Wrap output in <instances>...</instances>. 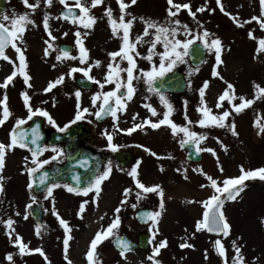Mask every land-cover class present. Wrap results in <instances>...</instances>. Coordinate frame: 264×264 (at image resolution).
I'll return each instance as SVG.
<instances>
[{
  "label": "rangeland",
  "instance_id": "obj_1",
  "mask_svg": "<svg viewBox=\"0 0 264 264\" xmlns=\"http://www.w3.org/2000/svg\"><path fill=\"white\" fill-rule=\"evenodd\" d=\"M88 2L90 3V0ZM124 2L130 4L131 0H124ZM28 3L35 4L36 0H28ZM174 3H189L192 11L205 6V0H174ZM69 4L74 5V0H69ZM222 4L225 11L238 17L242 24L253 16L259 17L262 11L260 0H222ZM57 6L63 5L58 0H53L49 7L44 0H40V6L33 10L27 8L22 0H5L4 7L0 10V23L6 26L10 25V21H3L4 15H8L11 20L14 15L18 17L27 14L28 18L34 22L26 26L23 42L17 41V45L24 51L26 57V72L32 78L30 80L32 87L28 88L23 78L18 75L7 89H0V98H3L5 94L8 97L7 106L11 113L3 126H0V143L5 145L10 143V133L17 121L26 120L28 116L22 93L27 92L30 96V104L34 110L39 108L46 111L55 122L53 126L47 117L42 116L43 127L48 134L51 129L66 128L65 126L75 119L77 112L75 92L77 91L81 93L79 101L81 108H87L92 113L99 109L103 103V96L101 95V98L97 100L96 107H93L91 98L115 89V83H106L104 79L109 71V63H113V67L116 64H119L120 68L128 67L126 60L117 57L113 61L109 56V53L119 51L122 46L119 36L112 35L108 18L104 15L105 11L110 8L113 18L119 22L121 12L117 0H104L102 5L91 9V15L96 18V23L91 29H84L79 24L63 19H55L61 16L55 10ZM168 7L167 0H137L136 4L126 9L125 21L135 17L130 30L131 40L135 42L136 37L143 36L146 20L159 25H167L169 20L178 19L181 25H187L195 35L207 30L214 34L213 38H219L223 46L221 54L223 63L216 67L215 53L207 49H205L206 53L202 62L195 66L185 56L184 62L177 63L174 67L184 73L186 85L182 91L158 92L159 94L149 91V85L145 83L141 70L147 72L152 69L153 65L158 67L159 56L155 53L164 52L163 45L157 44L151 63L143 59L149 54L150 42L155 39V29H149L150 35L143 36L145 43L136 44V52L139 56L132 53L137 65L135 75L140 76L139 80L133 81L136 89L135 95L131 101H126V110L117 112L118 120L114 128L128 129L133 124L143 123L145 120L153 123L155 119H157L156 122L162 120L163 113L168 111L160 100V95H163L172 107L169 119L178 127H188L191 132L206 136L207 139L198 144V147L212 149L215 156L211 152L201 151L200 160L186 159L180 142L187 137L183 132H177L174 136L171 128L167 126H161L156 131L146 126L143 131L138 130L128 135V140L124 138L126 134L121 132L118 143L132 145L135 149L132 162L128 166L112 167L110 178L100 185L101 191L98 197H95V192H89L87 196L75 195L69 193L65 187H61V191L57 194L52 193L51 196L43 192L40 198L48 203L45 205L47 210L42 223L37 224L27 210L34 196L32 189L28 187L31 183L28 169L37 167L31 163L33 153L27 143L25 148L16 147L7 151L5 166L0 172V175L4 177V192L0 194V221H7L9 218L15 221L12 226L15 229L13 240L18 234L30 249L41 248L47 256V262L39 253L21 257L19 249L10 242L6 234L9 230L4 223H0V264H48V262L68 264L64 254V228L59 225L51 226L53 221L57 220L52 210L56 211L71 229L69 235L72 239L69 240L67 252L71 264H88L86 254L91 240L97 231L106 229L117 215L120 224L114 230L115 234L125 231L136 237L137 232L146 230L151 236V242L147 247L135 248L128 251L125 257H121L120 252L112 245L113 236H111L103 240L96 249L99 264H151L147 257L163 240L167 241L168 246L161 249L160 255L156 257L160 264H224L225 258L227 264H233L232 258L235 255L233 241H236L241 249L244 264H264V224L261 223L264 220V181L258 179L246 181L245 190L237 200L225 201L222 211L230 225V234L227 237L214 236L208 231H196V223L203 217L202 202L207 201L214 194V189L211 187L209 189L210 181L206 178L207 176H211L219 186L223 187L224 179L238 177L241 174V166L245 170L264 167V131H261L264 128V98L256 100L257 90L253 87L256 84L264 89V52L257 53L258 40L264 39V31L255 21L244 24L243 27H237L229 16L220 11L216 0H207L208 10L197 13L196 20H193L186 10H182L177 17L170 18L167 15ZM45 14L51 17L48 23L49 31L56 38L54 41L50 40L44 29ZM200 25H203V28ZM77 31L81 32L83 46L88 50L87 63L81 64L79 59L57 60L58 55L62 56L59 43L63 41L72 43V48L68 52L70 57L80 56L74 35ZM85 32L88 33L86 36L83 35ZM249 32L256 39H250ZM65 33L67 35H64ZM184 33L185 30L179 28L175 39L183 41L186 38H192L191 36L186 37ZM122 34L121 31L119 35ZM45 40L52 43L55 49H49L48 56L44 55V49L47 47ZM6 55L16 63L17 67L19 66L17 53L12 48L6 49ZM97 61L100 62V67L93 66ZM90 66L92 67L89 76L104 83L103 89L96 83H93L91 88L78 86L74 79L78 74L83 75L82 72L68 76L71 68L88 69ZM214 67L219 73L218 77L212 75ZM12 71L11 64L0 60V83H3ZM61 75L65 77L64 82L45 93L44 89L48 83L55 81ZM120 78L122 82H126V72H121ZM205 81L209 82V87L204 96V103L208 109H211L210 115L220 116L226 110L231 112L225 123L226 125L234 124L237 135H232L229 127L202 128L199 126L198 121L204 118L202 112L198 111L201 108L199 89ZM228 83L234 86V94L237 98L231 103L227 99L221 102L219 96L227 89ZM232 94L229 90V95ZM241 96L245 100H255V102L237 114L232 109L241 103L238 99ZM112 101L115 105V100ZM218 102L222 104L219 108L217 107ZM145 105L154 108L158 115L153 116ZM133 116L136 117L135 120ZM0 118H2V109H0ZM81 120L90 123L93 129L101 127L96 124L94 115L85 114ZM188 121L192 123L189 124ZM44 145L52 150L57 144L44 143ZM148 148H155L154 151L158 152L160 157L146 155L145 149ZM170 154L171 158H169ZM47 155L48 153L38 155L36 157L38 163L46 160ZM217 161H219V167ZM134 168L138 172L137 179L141 183L149 187L159 185L164 193V209L155 228L151 220L140 224L133 216L134 210L143 205L150 206L152 212L161 211L159 207L161 198L156 193L145 194L136 188L133 177L129 175ZM201 171L206 175H202ZM125 189H131L128 196L123 195ZM137 192H141L142 199H137ZM168 193L176 194L169 197ZM53 197L57 201L52 206L50 203ZM94 197L95 203H93ZM121 200H126L127 203L122 205ZM85 201H87L85 211L79 213L80 205ZM133 205L136 207L134 208ZM118 207L121 211L116 213L115 209ZM25 215L27 219H24ZM37 228L40 229V235L36 234ZM57 228L60 235L58 230H55ZM157 229L159 234L153 239ZM185 240L193 247L181 249L179 245ZM216 240L221 241L225 249V258L218 256L214 250ZM205 253H207V259H205ZM8 255H12V261L6 259Z\"/></svg>",
  "mask_w": 264,
  "mask_h": 264
},
{
  "label": "snow or ice",
  "instance_id": "obj_2",
  "mask_svg": "<svg viewBox=\"0 0 264 264\" xmlns=\"http://www.w3.org/2000/svg\"><path fill=\"white\" fill-rule=\"evenodd\" d=\"M58 2L64 6L65 9H67L66 12H63L61 16L55 17V19H63L66 21H69L74 24H79L80 27L84 29H91L95 23L96 18L91 15V9L96 8L104 3V0H90V3L88 0H74V7L76 9H79L80 15H77V13L73 10L72 7H69V0H58ZM137 0H131V3H125L124 0H117V4L119 5L121 15L119 17V22H117L116 19L113 18L112 10L109 8L105 11L104 15L108 18L109 25L112 30V35L114 37L119 36V39L122 41V46L119 51L109 53V56L112 58L113 61L116 60L117 57H120L122 60H126L128 67L126 68H120L119 64H116L115 67H113V63H109L108 65V74L105 76V82L112 84L115 83V89L110 92L102 93L99 95L93 96L92 99V105L93 107H96V102L101 98V95L103 96V103L100 105L99 110H97L95 113H92L87 108H81L80 107V96L81 93L79 91L75 92V97L77 100V112L75 119L72 121V123H75L78 120H81L84 118V115H94L97 120L103 119L104 115H111L115 122L118 120L117 112L118 111H124L126 110L127 104L126 101H131L133 96L135 95L136 89L133 85L134 80H139L140 76L135 75V72L137 71V65L136 60L132 53H135L137 56H139V53L136 52V44L145 43L143 36H149L150 32L149 29H155V39L152 40L151 47L149 48L148 52L149 54L143 59L148 60L150 63L153 58L154 50L156 48L157 44H162L164 47L163 53H155L159 56V66L153 65L152 69L150 71L144 72L141 70V75L145 78V83L149 85V91L157 92V89L153 88L152 85L158 80L164 78L167 73L172 72L174 67L177 65V63H183L184 57L189 54V50L197 43V41H200L202 43V46L209 50L214 51L215 53V60H216V67L220 66L223 61L221 59V54L223 51L222 41L219 38H213L214 34L209 33L207 30H204L201 34L195 35L192 33L191 30L188 29L187 25H181V22L178 19L169 20L167 25H159L155 22L151 21H145V28L143 32V36H138L135 38V42H133L130 38V30L132 27L133 20L135 17H133L132 20L125 21V12L126 9L131 7L132 5L136 4ZM22 3L27 8L35 10L40 6V0H36L35 4H29L28 0H22ZM44 3L51 7L53 0H44ZM167 3L169 5L167 9V15L170 18L177 17L182 10H186L188 15L193 19L196 20V14L197 13H203L207 9L206 4L207 0H205V6L198 7L195 11H192L191 5L189 3H183L178 4L174 3V0H167ZM217 7H219L220 11L226 15L229 16L230 19H232L233 23L236 24L237 27H243L244 24H250L253 21H255L257 24L260 25V28L262 31H264V0H260L261 4V15L259 17L253 16L250 20L245 21L243 24L239 22V18L232 16L230 13L225 11V8L222 4V0H216ZM214 11V10H212ZM130 15V14H128ZM3 21H10V25L6 26L4 23H0V60L6 61L9 64L12 65L13 71L10 75H8L3 83H0V89H7L9 85L13 82V80L19 75L23 78L24 84L31 88L32 84L30 83V80L32 79L30 75L27 74L26 68H27V62L26 57L24 55V51L17 45V41L23 42V34L26 31V26L29 24H33L34 22L28 18V15H20L18 17H14L10 20V17L8 15H4L2 17ZM49 17L47 14L44 16V29L48 33V36L50 40H55L56 38L52 36L51 31H49ZM143 19V18H141ZM199 24V21H197ZM201 28H203V25H200ZM183 28L185 30V35L191 36V39H185L183 41L175 39V37L178 34V29ZM122 31V35H119V33ZM88 33L85 32L83 35H87ZM64 35H67L65 33ZM76 36V44L79 47L80 56L79 57H70L67 50H61L62 56L58 55L56 57L57 60L61 59H79L81 64L87 63V56H88V50L83 46V39L81 38L82 34L81 32L77 31L74 33ZM171 37V38H170ZM249 38L250 39H256L253 37L252 33L249 32ZM45 44L47 47L44 49V55H49V49L55 50L53 48V44L49 43L48 40H45ZM259 47L257 48V53L264 52V39L258 40ZM12 48L17 53V60L19 61V66L17 67L16 63L11 60L6 55V49ZM94 67H100V62L97 61L93 65ZM55 67V65H53ZM90 66L88 69L83 68H71L68 72V76L71 77L73 73L76 72H82L84 76L88 77L90 80H92L93 83H96L99 85L101 89L104 88L105 84L101 83L98 80H95L93 77L89 76V73L91 71ZM216 67L213 68L212 75L213 77H218L219 73L216 71ZM126 72L127 78L126 82H122L120 78V73ZM222 79V77H220ZM65 77L61 75L58 77L55 81H50L47 85V87L44 89V92H50L53 88L57 87L58 85L62 84L64 82ZM227 83V82H225ZM209 87V82L205 81L202 85V87L199 89V95L201 97V108L198 109V111L202 112L204 118L200 119L198 121L199 126L202 128L205 127H219V128H225L229 127V129L232 132V135H237L235 132V125H226L225 121L227 118L231 115V112L224 111L222 115L215 116L210 115L211 109H208L206 104L204 103V96L206 93V90ZM253 87L257 90L255 94V99H261L264 98V89L260 88L259 85L254 84ZM121 89H124V91H121ZM229 90L232 91V95H229ZM234 86L230 83L227 84V89L224 91L222 95L219 96V101H224L227 99L229 103L232 102L233 99H236L234 94ZM119 93V95H118ZM23 98V102L25 107L28 111L27 119H20L17 121L13 132L10 133V143L8 145H5L3 143H0V172L3 171V168L5 166V156L7 151H11L16 147L25 148L27 147V144L25 141L28 139L27 134L25 133H17V129H19L22 125L27 123L28 120H31L34 116H44L47 117L49 120V123L53 124L55 126V122L52 120V118L48 115V113L42 109H33L30 104V96L27 94V92H24L21 94ZM7 95L5 94L3 98H0V109H2V118H0V126H3V124L7 121V119L10 117L11 113L7 106ZM115 100V105L113 106L111 101ZM238 99L241 101L239 105H235L233 107V111L237 114L242 112L246 107H250L255 100H245L244 97H238ZM160 100L162 103L165 104L168 111L163 113V119L159 120L158 122L153 123L150 120H145L143 123H137L133 124L131 128L128 129H119L116 127L117 132H123L126 135H131L133 132L136 131H143L144 128L150 127L153 130L159 129L161 126H167L170 127L172 130V134L175 136L177 132H183L187 139L181 141V145H188L190 143L200 144L203 140L207 139L204 135H198L195 132H191L188 127H178L175 125L170 119V113L172 112V107L170 104H168L167 100L163 95H160ZM46 103V101H45ZM221 103H217V107H221ZM149 109V111L152 113L153 116L158 115L156 110L152 108L150 105H145ZM136 117L133 116V120H135ZM187 119V117H185ZM189 124H191V121H188ZM257 126H259L257 124ZM67 127V125L65 126ZM59 131H64V129H58ZM261 131H264V128L261 129ZM33 138L31 139V144H36L37 139H39L37 130L34 128L32 129ZM104 136L106 137L108 141L109 148L112 151H117V146L113 145V135L105 131ZM52 151H58L57 149H52ZM145 151H149L148 149H145ZM200 151H207L211 152L213 156H215V152L212 149L208 148H197V152ZM43 149H40L39 147L36 150H32L33 153V159L31 161L32 164L37 165L36 168H30L28 169L29 175H32L33 173L37 172L39 168H42L44 164L49 163L48 160H44L42 162L37 161L36 157L40 154H42ZM62 155V153H60ZM151 155L155 156V153H151ZM56 156H53L52 159H56ZM171 158V157H169ZM27 159V158H25ZM218 167H219V161H217ZM162 170V169H161ZM195 171V170H194ZM220 171L223 172V169L220 168ZM240 175L238 177H232V178H226L222 181L223 187L219 186L217 181L213 179L211 176H207L206 178L211 182L210 187L214 189V194L207 200L202 202V206L205 209L203 212V217L200 221H197L196 223V231H208L215 233L217 235H223L224 237H227L230 234V225L227 222V219L224 215V212L222 211L225 201H235L240 196V194L245 190L246 181L249 180H260L264 181V167L254 169V170H245L242 166L240 167ZM111 174V167H109L102 175L96 177L95 182L93 184H90L88 187H85L83 189L80 188H73L70 186H64L66 190L69 193H73L75 195H83L87 196L89 192H95V197H98L101 191L100 185L102 182L109 178ZM202 175H206L201 171ZM135 181L136 188L140 189L142 193H156L160 198V209L161 211L157 212H150L145 214V222L147 220H151L153 227L155 228V225L159 222V217L161 216V212L164 209V203H163V196L164 193L162 189H160L159 185L155 186H145L143 183H141L137 177L138 172L134 168L129 173ZM185 179L187 177L185 176ZM3 180L4 177L0 175V194H3L4 187H3ZM77 182L79 183V180L77 178ZM40 183H45V177H40ZM32 184L30 183L28 185L29 189L32 188ZM54 187H60V185H53L47 189V195H52V190ZM201 187H205V185H201ZM131 192V189H125L123 195L128 196ZM141 192L136 193L137 199H142ZM95 197L93 199V203H95ZM47 198V197H46ZM35 197H33V203H35ZM87 201L82 203L80 205L79 213H83L85 211V204ZM126 200H121V204H126ZM188 203H192V201H188ZM27 207H31V204ZM135 208L136 206L133 205ZM121 209L118 207L115 209L116 213H119ZM78 213V214H79ZM19 215V213H17ZM53 215L56 216V218L59 220L60 225L64 228L65 231V239L63 241L64 244V254L65 259L67 260L68 264H71V261L68 260L67 252L69 247V240L72 239V237L69 235L71 232V229L68 227V224L65 220H63L59 214L56 211H53ZM27 215H25L24 219H27ZM103 219V217H101ZM0 223H4L5 227L9 230L6 232V234L9 236L10 242L14 244L15 247L19 249V255L23 257L24 255H29L33 253H39L42 257H44L45 261L47 262V256L45 255L44 251L41 248L37 249H30L27 244L23 243L22 238L16 234L15 239L13 240V234L15 233V229L12 227L15 221H13L11 218H9L7 221H0ZM262 224H264V220L261 221ZM120 224L119 216L117 215L116 218L111 222V224L108 225L106 229H103L102 231H97L94 238L91 240L89 245V250L86 254V259L88 260V264H99L98 261V255L96 253V249L99 246L100 243L103 242V240L110 238L111 236L115 235V231ZM36 234L40 235V229H36ZM158 229L154 232L153 239H155V235H158ZM119 248L121 249L120 255L121 257H125V254L131 250L130 245L127 242L124 241H118ZM235 255L233 256V264H244V258L241 255V249L236 244V241L232 242ZM168 246L167 241L163 240L160 241L152 250L151 255L147 257L149 261H151V264H160V261L156 259L160 255L161 249H164ZM181 249L186 248H192L193 245L187 242L185 240L184 243H181L179 245ZM214 250L216 251L217 255L225 258V249L221 243L220 240L214 241ZM207 253H205V259H207ZM8 261H12L13 257L12 255H8L6 257ZM50 264V262H48ZM224 264H227V259H224Z\"/></svg>",
  "mask_w": 264,
  "mask_h": 264
},
{
  "label": "water",
  "instance_id": "obj_3",
  "mask_svg": "<svg viewBox=\"0 0 264 264\" xmlns=\"http://www.w3.org/2000/svg\"><path fill=\"white\" fill-rule=\"evenodd\" d=\"M5 4V0H0V10L3 9ZM73 10L79 14V9H76L74 5H69ZM60 14L66 12L67 9L64 6H57L55 8ZM72 44L70 42H60L59 50H67L68 52L71 50ZM206 50L202 46L200 41H197L195 45L189 50V54L187 55L189 62L192 65H198L202 62L205 57ZM75 83L82 88H91L92 80L88 77L78 74L75 79ZM186 85L185 76L182 70L178 68H174L172 72L167 73V75L158 79L152 87L157 89L158 92H180L184 89ZM112 103V102H111ZM106 115H104L105 117ZM43 117L42 116H34L27 123L22 125L19 129H17V133H25L27 134L28 139L25 141L31 148V150H36L38 147L40 148L43 143L46 132L42 126ZM37 130V134L39 139H37L36 144H31V139L33 138L32 129ZM89 127L83 121H76L75 123H71L66 127L64 131H59L57 129H51L48 133L47 142L48 143H56L59 141L64 142V148L66 151V159L63 164L57 165L53 164L48 167H42L37 172L33 174L34 183L33 187L35 190H42L48 183L52 181L63 180L69 182L71 185L77 188H83L87 186L91 179L93 178L94 173L97 171L99 166V155L94 152L92 149L84 146H79L78 140L87 134ZM13 132V130H12ZM187 139V138H186ZM185 140V139H184ZM180 146L186 150L185 157L191 160H199L201 158V152H197V146L195 143H190L188 145ZM45 177V183H40V177ZM77 178L79 183L77 182ZM30 212L34 219L37 222H40L41 218V210L39 207L37 210H34V205L30 207ZM151 208L148 206H141L136 209L135 217L141 223L145 222V214L150 213ZM148 221V220H147ZM214 236H218L215 233L209 232ZM148 236L145 231H141L138 233L137 240L130 238L128 235L119 233L116 234L112 239L113 246L121 251L119 248L118 241L127 242L130 245L131 249L140 247H147L148 244Z\"/></svg>",
  "mask_w": 264,
  "mask_h": 264
},
{
  "label": "flooded vegetation",
  "instance_id": "obj_4",
  "mask_svg": "<svg viewBox=\"0 0 264 264\" xmlns=\"http://www.w3.org/2000/svg\"><path fill=\"white\" fill-rule=\"evenodd\" d=\"M121 91H123V89H121ZM111 102H112V105L114 106V102L113 101H111ZM111 117H112L111 115H106L105 117H103V119L97 120L95 118V116H94L96 124L101 126L98 129H93L92 125L90 123H88V122H86L84 120H79V121H83L89 127V129L87 131V134L84 135L83 137H81L78 140L79 146H84V147H88V148L92 149L94 152L98 153L99 158H100L99 159L98 169L94 173L93 178L90 181V184L95 182L96 177L102 175L109 167H111V174H112V167H114V168L117 167V166L118 167L119 166L120 167H124V166H128L132 162V158H133V154L135 152V149H134V147L132 145H120L119 144L120 142L118 143L119 137H121V136H119V134L121 132H117L115 130L114 121H113V118H111ZM156 121H157V119L154 120V123ZM156 130H159V129H156ZM156 130H154V131H156ZM105 131H107L108 133L113 135L112 143H113V145L117 146V149H118L117 151H112L109 148L108 141H107L106 137L104 136ZM127 136L128 135L124 136V138L126 140H128ZM150 137H154V136H150ZM44 143H47V133H46V136L44 138V141H43L40 149H43L42 155L48 153L47 159L49 158V160H48L49 163L44 164L43 167H48V166H51L53 164H57V165L63 164L65 162V159H66V151H65V148H64V142L63 141H59V142H56V143H52L53 145L57 144V145H54L53 149H57L58 151L49 150L50 148L47 147L46 145H44ZM154 149L155 148H153V149L148 148L149 151H145L146 155L147 154L151 155V153H155L156 154L155 156H157L156 158H159L160 157L159 153L155 152ZM183 150H184V155H185V149H183ZM50 151H52V153H50ZM60 153H62V155ZM53 156H56L57 158L53 160L52 159ZM151 156H153V155H151ZM169 157H172V155L170 154ZM33 174L31 175V184L32 185L34 183ZM109 178H110V176H109ZM108 179L104 180L103 182H105V181L107 182ZM53 185H60V187H54L53 188V190H52L53 192L52 193H54V194H57V192L61 191L60 188L64 187V186H70V187H73V188H77V187L71 185L69 182L63 181V180L52 181V182L48 183L42 190H39V191L35 190L34 187L32 186L31 189H32V193L34 194L33 197H35V201L36 202L33 203V201H32L30 204H31V206L34 205V210H37L38 207L41 210L40 222H37L34 219V217L32 216V214L30 212V208L29 207L27 208V210H28L29 215L32 217V220L35 223H37V224H41L42 223V221L44 220V217L46 215V210H47V209H45V207H46L45 205H46L47 202L45 200H43L42 198H40V196H41V194L43 192H47V189L49 187L53 186ZM83 188H85V187H83ZM83 188H80V189H83ZM58 200H59V198H58ZM55 201H57L55 198L51 199V203L50 204H52V206H53ZM52 214H53V210H52ZM133 216H134V212H133ZM134 218H135V216H134ZM135 219L137 220V218H135ZM138 223H140V222L138 221ZM53 224H51L52 227H55L57 225L62 227L59 224V220L58 219L56 220V222L54 220ZM50 229H51V227H50ZM55 230H58V228L55 229ZM51 231L53 232L52 229H51ZM141 231H145L147 233V236L149 238L148 239V243H150L151 242V236H150L149 232L146 231V230H140L139 232H141ZM139 232H137L136 237H134L132 234H130L128 232H125V231H122L120 233H124V234L128 235L130 238L136 240ZM64 233H65V231H64ZM58 234L60 235V231L59 230H58ZM111 242H112V240H111Z\"/></svg>",
  "mask_w": 264,
  "mask_h": 264
},
{
  "label": "bare ground",
  "instance_id": "obj_5",
  "mask_svg": "<svg viewBox=\"0 0 264 264\" xmlns=\"http://www.w3.org/2000/svg\"><path fill=\"white\" fill-rule=\"evenodd\" d=\"M209 189H210V186H209ZM177 193V192H176ZM176 193H168V196L171 197L170 195L172 194H176ZM181 193V192H180ZM90 230V229H89Z\"/></svg>",
  "mask_w": 264,
  "mask_h": 264
}]
</instances>
